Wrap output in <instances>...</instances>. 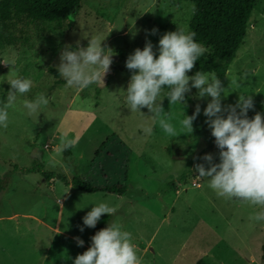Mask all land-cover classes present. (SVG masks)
Here are the masks:
<instances>
[{"label": "rangeland", "instance_id": "obj_1", "mask_svg": "<svg viewBox=\"0 0 264 264\" xmlns=\"http://www.w3.org/2000/svg\"><path fill=\"white\" fill-rule=\"evenodd\" d=\"M194 9L188 0H81L72 20L31 24L27 43L0 50V107L11 90V70L13 78L33 81L28 93L16 94L7 128L0 126V177L13 164L55 173L44 178L39 170L10 172L8 186L0 192V264H73L91 246L92 228L80 231L83 217L101 201L117 209L112 222L133 223L130 232L141 264H264V221L250 219L259 206L218 197L208 178L194 170L204 162L197 158L207 153L219 162L203 114L211 98H199L192 88L186 94L190 101L170 106L168 91L162 89L157 102L163 100L164 118L176 128L175 138L151 119L147 108L133 113L126 103L132 74L127 57L137 47L143 49L146 40L157 50L160 37L178 26L187 31ZM154 28L159 31L152 35ZM93 35L117 55L107 82L67 87L48 68L57 70L62 45L79 42L87 47ZM220 80L225 106L235 104L240 94L252 95L255 111L249 110V117L264 113V0H256L243 42ZM38 93L49 103L29 115L23 101ZM197 104L203 127L193 134L182 130L180 122ZM148 126L150 135L143 130ZM64 132L79 137L66 159L59 152ZM58 175L68 181L79 176L100 187L124 185L128 192L119 197L72 187L67 195ZM73 237L83 239V247Z\"/></svg>", "mask_w": 264, "mask_h": 264}, {"label": "clouds", "instance_id": "obj_2", "mask_svg": "<svg viewBox=\"0 0 264 264\" xmlns=\"http://www.w3.org/2000/svg\"><path fill=\"white\" fill-rule=\"evenodd\" d=\"M158 31L154 28L150 34L155 35ZM195 37V32L178 26L176 31H167L160 37L157 50L154 51L151 40H146L143 49L137 47L127 57L126 68L132 73L126 88L128 109L134 113L147 108L151 119L158 120L160 128L175 138L178 136L176 128L164 118L163 100L157 102L163 87L170 89L165 96L170 106L186 103V94L192 88L198 90L199 98L210 97L203 114L219 149V162H215L213 154L207 153L197 158L204 162L196 163L194 170L199 173L198 177L208 178V186L218 197L259 206L260 210L250 219L264 221V113L255 112L249 117V110L255 111L252 95L240 94L235 104L225 106L220 79L215 76L209 78L202 71L188 75L205 52ZM104 41L93 35L88 37L87 47L79 42L75 48L70 44L63 47L57 70L67 87L86 88L93 83H104L113 63V55L107 51L110 48L103 46ZM8 75L7 83L11 90L8 91L7 103L0 107V126L4 128L8 126V109L13 106L16 94L28 93L33 84L30 78H13L12 70ZM48 103V98L38 93L34 100H24L23 106L32 115ZM200 113L201 107L197 104L193 115L185 114L180 122L182 130L193 132V122ZM143 130L148 135L152 132L150 126ZM78 139L69 138L64 132L59 138V152L75 147ZM116 211L107 202L94 204L83 217L80 231L83 232L85 227L95 228L104 214L112 216ZM122 227L117 222H108L107 227L96 231L90 238L91 246L78 254L73 264H141L132 233L122 230ZM74 239L78 246L83 247V239Z\"/></svg>", "mask_w": 264, "mask_h": 264}, {"label": "trees", "instance_id": "obj_3", "mask_svg": "<svg viewBox=\"0 0 264 264\" xmlns=\"http://www.w3.org/2000/svg\"><path fill=\"white\" fill-rule=\"evenodd\" d=\"M182 1V0H178ZM195 4L194 13L189 21L188 32L196 33V41L205 48L206 55H202L190 76L197 71L213 72L223 79L228 67L236 55V51L246 34L247 22L256 0H188ZM81 4V0H0V50L7 46L18 47L28 41V26L40 22H53L61 24L64 20H72ZM75 48V44H70ZM65 45H62V49ZM122 57L123 53L118 50ZM51 72L59 74L58 70L49 67ZM61 83H65L62 79ZM169 91L168 86L163 87ZM186 95V101H190ZM194 109L188 111L193 115ZM202 123L197 117L193 122V134L202 130ZM72 155V148L63 151L64 159ZM37 166H18L13 164L11 170L0 177V192L9 183L10 172H34ZM44 178L55 176V173L39 170ZM66 184L70 183L76 190L82 192L106 191L122 193L123 185L97 186L87 182L79 176H73L68 181L63 175H58ZM112 216L104 214L96 227L92 229V237L96 231L107 227L112 222ZM264 257V242L261 246Z\"/></svg>", "mask_w": 264, "mask_h": 264}, {"label": "crops", "instance_id": "obj_4", "mask_svg": "<svg viewBox=\"0 0 264 264\" xmlns=\"http://www.w3.org/2000/svg\"><path fill=\"white\" fill-rule=\"evenodd\" d=\"M21 173V172H20ZM22 174H24V173H22ZM57 180V179H56ZM55 180V181H56ZM55 183V182H54ZM65 185H67V187H68V193H67V195H69V193H70V190H71V188H72V185L70 184V183H68V184H65ZM123 187H124V190H123V192L122 193H118V196L119 197H124L125 195H126V192H128V189L123 185ZM54 187L52 186V189H53ZM134 207V206H133ZM117 223H119V222H117ZM130 222H128V224H127V226H125V225H122L123 227H122V230H125L126 231V228L128 229L127 231H129L130 232V230H131V226L133 225V223H131V224H129ZM120 224V223H119ZM57 229V228H56ZM93 229V228H92ZM133 230V229H132ZM92 231V230H91ZM73 239H74V237H73ZM75 240V239H74ZM76 241V240H75ZM87 248H89V247H87ZM79 254H80V252H79Z\"/></svg>", "mask_w": 264, "mask_h": 264}, {"label": "water", "instance_id": "obj_5", "mask_svg": "<svg viewBox=\"0 0 264 264\" xmlns=\"http://www.w3.org/2000/svg\"><path fill=\"white\" fill-rule=\"evenodd\" d=\"M113 56H112V59H115V58H117V55H114V54H112ZM110 72V71H109ZM107 82V75H106V77H105V81H104V83H106Z\"/></svg>", "mask_w": 264, "mask_h": 264}, {"label": "built area", "instance_id": "obj_6", "mask_svg": "<svg viewBox=\"0 0 264 264\" xmlns=\"http://www.w3.org/2000/svg\"><path fill=\"white\" fill-rule=\"evenodd\" d=\"M193 184L196 185L197 187L200 186V182H198V181H194Z\"/></svg>", "mask_w": 264, "mask_h": 264}]
</instances>
